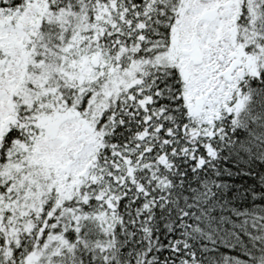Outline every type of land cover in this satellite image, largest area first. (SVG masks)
Wrapping results in <instances>:
<instances>
[{"label": "snow or ice", "instance_id": "6c2138e0", "mask_svg": "<svg viewBox=\"0 0 264 264\" xmlns=\"http://www.w3.org/2000/svg\"><path fill=\"white\" fill-rule=\"evenodd\" d=\"M249 75L264 0H0V264H124Z\"/></svg>", "mask_w": 264, "mask_h": 264}, {"label": "trees", "instance_id": "16d2710c", "mask_svg": "<svg viewBox=\"0 0 264 264\" xmlns=\"http://www.w3.org/2000/svg\"><path fill=\"white\" fill-rule=\"evenodd\" d=\"M241 90L250 98L221 119L216 155L205 147V165L184 157L171 172L152 230L121 228L124 264H145L150 249L147 264H264V78L249 75ZM81 255L95 264L94 250Z\"/></svg>", "mask_w": 264, "mask_h": 264}]
</instances>
